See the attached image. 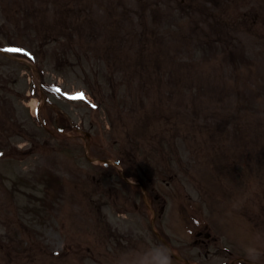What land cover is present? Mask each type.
<instances>
[{
  "label": "rangeland",
  "instance_id": "obj_1",
  "mask_svg": "<svg viewBox=\"0 0 264 264\" xmlns=\"http://www.w3.org/2000/svg\"><path fill=\"white\" fill-rule=\"evenodd\" d=\"M54 2L0 0L1 46L42 73L0 60V264H264V0ZM29 5L87 32L19 39Z\"/></svg>",
  "mask_w": 264,
  "mask_h": 264
},
{
  "label": "clouds",
  "instance_id": "obj_2",
  "mask_svg": "<svg viewBox=\"0 0 264 264\" xmlns=\"http://www.w3.org/2000/svg\"><path fill=\"white\" fill-rule=\"evenodd\" d=\"M155 251L159 257H162L159 264H170V260L168 259V254L164 249H156Z\"/></svg>",
  "mask_w": 264,
  "mask_h": 264
},
{
  "label": "flooded vegetation",
  "instance_id": "obj_3",
  "mask_svg": "<svg viewBox=\"0 0 264 264\" xmlns=\"http://www.w3.org/2000/svg\"><path fill=\"white\" fill-rule=\"evenodd\" d=\"M230 264H233L232 262Z\"/></svg>",
  "mask_w": 264,
  "mask_h": 264
},
{
  "label": "snow or ice",
  "instance_id": "obj_4",
  "mask_svg": "<svg viewBox=\"0 0 264 264\" xmlns=\"http://www.w3.org/2000/svg\"><path fill=\"white\" fill-rule=\"evenodd\" d=\"M82 98V97H81Z\"/></svg>",
  "mask_w": 264,
  "mask_h": 264
}]
</instances>
